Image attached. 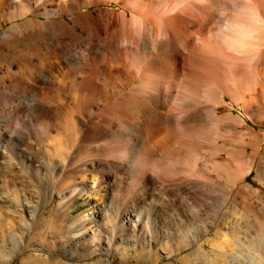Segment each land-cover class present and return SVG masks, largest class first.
<instances>
[{
  "label": "bare ground",
  "instance_id": "bare-ground-1",
  "mask_svg": "<svg viewBox=\"0 0 264 264\" xmlns=\"http://www.w3.org/2000/svg\"><path fill=\"white\" fill-rule=\"evenodd\" d=\"M54 191L55 239L79 254L264 264V0H0V199L20 236ZM76 196L93 203L73 215Z\"/></svg>",
  "mask_w": 264,
  "mask_h": 264
},
{
  "label": "rangeland",
  "instance_id": "rangeland-1",
  "mask_svg": "<svg viewBox=\"0 0 264 264\" xmlns=\"http://www.w3.org/2000/svg\"><path fill=\"white\" fill-rule=\"evenodd\" d=\"M5 154L8 155V153ZM251 180L252 176L249 175L246 182ZM53 184L59 187L61 183L55 181ZM25 187L30 193L36 194V187L31 185ZM50 189L51 185H48L46 195H48ZM259 190L262 192V187ZM42 197L44 200V196ZM49 200L50 202L47 204L40 202L39 207L45 204L46 211L44 210L42 217L39 216L37 218L31 235L25 232L24 235L20 236V232L15 231V228L18 227L16 225L21 223L19 217H16L18 215L12 209L5 208L3 199H0V264H95L99 257L109 261V263L104 264H185L184 261L180 260V257L188 253V248L181 252L173 253L169 257H164L166 250L164 251V249L159 247L154 250L155 255L153 258L156 260H150V256L146 252L139 254L135 258L133 256L135 253L133 248H130L132 256L125 261L119 253H95L90 256L79 254L80 251L72 249L73 244L63 245L58 241L60 239H55L58 227L56 226L57 224H53L51 216L54 208L60 202L59 193L54 191V197L52 199L49 198ZM92 203L93 201L89 197L76 196L70 214L77 215L84 210H89ZM90 232L92 231L87 232L88 239H91ZM21 239L22 242H20ZM54 255L56 258L53 257ZM57 260L58 262L56 263Z\"/></svg>",
  "mask_w": 264,
  "mask_h": 264
}]
</instances>
